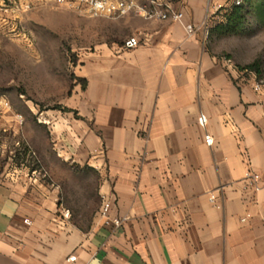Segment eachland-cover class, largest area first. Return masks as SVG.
I'll return each mask as SVG.
<instances>
[{
	"label": "crops",
	"instance_id": "1",
	"mask_svg": "<svg viewBox=\"0 0 264 264\" xmlns=\"http://www.w3.org/2000/svg\"><path fill=\"white\" fill-rule=\"evenodd\" d=\"M168 1L195 25L231 3ZM102 23L142 44L125 49L116 33L98 41L81 55L87 83L69 103L79 118L46 116L100 170V193L114 199L109 214L125 220L113 228L98 210L81 230L41 184L0 163V264H264V98L209 51L203 29L189 34L184 23L137 14ZM248 170L260 175L257 191ZM213 190L224 193L221 208Z\"/></svg>",
	"mask_w": 264,
	"mask_h": 264
},
{
	"label": "rangeland",
	"instance_id": "2",
	"mask_svg": "<svg viewBox=\"0 0 264 264\" xmlns=\"http://www.w3.org/2000/svg\"><path fill=\"white\" fill-rule=\"evenodd\" d=\"M105 19L111 18L46 2L0 25V163L9 161L41 184L81 230L90 228L102 205L100 170L58 138L46 115L73 112L79 118L69 103L77 87L84 89L81 55L109 33L127 38L128 31L106 26ZM216 25L205 33L209 51L223 63L230 59L248 79L254 72L264 80V24L251 13L240 33L226 34ZM10 116L18 120L15 128L6 124Z\"/></svg>",
	"mask_w": 264,
	"mask_h": 264
},
{
	"label": "built area",
	"instance_id": "3",
	"mask_svg": "<svg viewBox=\"0 0 264 264\" xmlns=\"http://www.w3.org/2000/svg\"><path fill=\"white\" fill-rule=\"evenodd\" d=\"M230 5L216 4L213 12H208L204 20L200 25L193 23H184L183 12L174 8L172 3L168 0H149L148 2H140L138 0H0V25L10 23L11 20L16 21L20 18V15L30 9H33L39 5H43L46 2H53L57 5H63L66 7L75 8L76 10L84 13L90 17H110L118 18L129 14H137L148 20H168L172 19L184 23V26L189 34H194L200 29L208 32L209 28L214 25L225 21V13H227L233 5H240L243 0H230ZM142 44V39L138 36H131L125 39L123 47L125 49H133ZM227 67L239 71L234 68V65L230 59L225 61ZM242 75L245 71H239ZM249 79L253 90L264 98V80L259 79L254 72L250 73ZM244 77L246 76H242ZM241 79V77H240ZM198 122L203 127H206L208 123V117L205 113H200ZM208 144L213 143V137L210 134L205 136ZM245 179L248 180L249 186L257 191L260 188V175L256 172L248 170L245 175ZM213 190L209 193V199L217 208H221L222 204L218 201V195L223 198V191ZM102 205L100 207V215L105 219L106 225L113 228L122 225L125 220L124 217H111L110 209L114 201L112 195H102ZM249 217L247 214L241 220L245 222ZM24 223L30 224L29 219H24ZM70 261L76 260V255H71L68 258Z\"/></svg>",
	"mask_w": 264,
	"mask_h": 264
},
{
	"label": "trees",
	"instance_id": "4",
	"mask_svg": "<svg viewBox=\"0 0 264 264\" xmlns=\"http://www.w3.org/2000/svg\"><path fill=\"white\" fill-rule=\"evenodd\" d=\"M254 13L258 21L264 24V0H243L240 5H233L230 10L225 13V21L218 23L216 27L226 34H237L242 32L248 23L249 14ZM254 64L248 67H254ZM84 80V88L86 87V79Z\"/></svg>",
	"mask_w": 264,
	"mask_h": 264
}]
</instances>
